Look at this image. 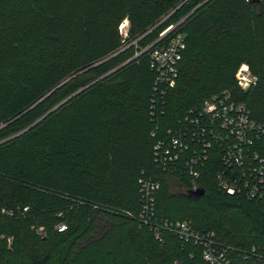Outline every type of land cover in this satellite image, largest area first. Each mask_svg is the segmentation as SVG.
<instances>
[{"label":"trees","instance_id":"obj_1","mask_svg":"<svg viewBox=\"0 0 264 264\" xmlns=\"http://www.w3.org/2000/svg\"><path fill=\"white\" fill-rule=\"evenodd\" d=\"M181 20L177 84L154 120L144 50ZM242 65L257 78L248 91ZM222 92L264 127V0H0V264H209L166 223L231 264H264V200L220 188L214 156L197 193L154 158L166 130ZM149 179L160 187L145 225Z\"/></svg>","mask_w":264,"mask_h":264},{"label":"built area","instance_id":"obj_2","mask_svg":"<svg viewBox=\"0 0 264 264\" xmlns=\"http://www.w3.org/2000/svg\"><path fill=\"white\" fill-rule=\"evenodd\" d=\"M182 23L183 20L167 27L144 50L149 52L150 67L155 73L151 105L154 120L159 114H165V97L177 84L179 65L186 49L185 36L180 31ZM128 25V21H124L119 27L124 37L128 34ZM236 81L242 91H248L256 85L257 78L248 65H242ZM263 137L264 127L252 118L247 105L237 101L232 93L222 92L189 109L176 128L166 130L155 145L154 158L163 172L189 177L190 189L197 193L201 169L214 156L221 166L217 173L220 188L229 195L262 201L264 158L256 146ZM141 184L144 205L141 219L148 225L154 218L153 194L160 185L151 179ZM164 228H170L185 242L200 244L209 264H231L224 251L217 250L209 239L194 233L187 223L176 226L166 223ZM64 229L65 226L59 228L60 231Z\"/></svg>","mask_w":264,"mask_h":264},{"label":"rangeland","instance_id":"obj_3","mask_svg":"<svg viewBox=\"0 0 264 264\" xmlns=\"http://www.w3.org/2000/svg\"><path fill=\"white\" fill-rule=\"evenodd\" d=\"M127 27L129 28V25H128ZM127 27H126V28H127ZM0 215L3 216V215H5V214H3L2 211H0ZM3 217H4V216H3Z\"/></svg>","mask_w":264,"mask_h":264},{"label":"water","instance_id":"obj_4","mask_svg":"<svg viewBox=\"0 0 264 264\" xmlns=\"http://www.w3.org/2000/svg\"><path fill=\"white\" fill-rule=\"evenodd\" d=\"M257 1H259V0H257Z\"/></svg>","mask_w":264,"mask_h":264}]
</instances>
